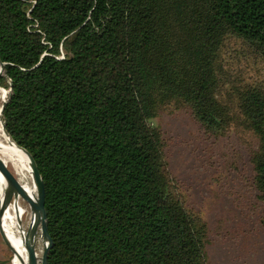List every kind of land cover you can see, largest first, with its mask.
<instances>
[{
	"label": "trees",
	"instance_id": "16d2710c",
	"mask_svg": "<svg viewBox=\"0 0 264 264\" xmlns=\"http://www.w3.org/2000/svg\"><path fill=\"white\" fill-rule=\"evenodd\" d=\"M0 59L6 130L45 184L49 264H209L162 112L247 135L264 210V0H0Z\"/></svg>",
	"mask_w": 264,
	"mask_h": 264
},
{
	"label": "rangeland",
	"instance_id": "374dc122",
	"mask_svg": "<svg viewBox=\"0 0 264 264\" xmlns=\"http://www.w3.org/2000/svg\"><path fill=\"white\" fill-rule=\"evenodd\" d=\"M235 69L243 71V63ZM2 80L5 73L0 78V110L10 93L9 82L3 87ZM154 125L167 142L169 168L186 206L208 225V263L264 264V210L252 190L248 152L242 145L248 136L240 138L232 131L218 140L208 138L187 111L162 112ZM3 159L17 177L15 163ZM12 258L0 234V264H12Z\"/></svg>",
	"mask_w": 264,
	"mask_h": 264
},
{
	"label": "bare ground",
	"instance_id": "6f19581e",
	"mask_svg": "<svg viewBox=\"0 0 264 264\" xmlns=\"http://www.w3.org/2000/svg\"><path fill=\"white\" fill-rule=\"evenodd\" d=\"M3 74L4 72L0 66L1 77ZM3 156L9 161L15 163L18 170L17 178L27 189L31 198L35 202H38L39 191L37 199L33 184L31 188V184L27 176L28 165L33 182L38 190L33 177L30 160L23 151L19 150L16 145L11 143V140H9V138L4 134L2 125H0V159L8 168V164L4 161ZM6 212L7 217H5ZM27 216L29 217L28 220ZM3 226L6 228L5 230H7L8 233L5 232ZM0 231H2L6 241L13 250L12 264H31L30 256L34 257L33 264L41 263L43 255L37 252L38 223L36 218L33 216L31 207L29 211V204L25 201L21 190L2 175H0Z\"/></svg>",
	"mask_w": 264,
	"mask_h": 264
},
{
	"label": "water",
	"instance_id": "95a60500",
	"mask_svg": "<svg viewBox=\"0 0 264 264\" xmlns=\"http://www.w3.org/2000/svg\"><path fill=\"white\" fill-rule=\"evenodd\" d=\"M0 66L3 70V72L5 73V64L1 61V59H0ZM0 78H1V75H0ZM5 80L8 81L6 74H5ZM9 85H10V82H9ZM11 92H12V87L10 88V93L7 96V98L4 100L2 108L0 110V117H2V119H0V124L2 125L4 134L9 138V140H11V143L16 145L19 150L23 151L24 154L30 160V165H31V168L33 171V177H34L35 183H36V185L38 187V191H39L38 202H35L31 198L27 189L21 184L19 179L6 167V165L3 163V161L1 159H0V175L4 176L7 180H9L13 184H15L21 190L25 201L30 205L32 212L36 218V221H37L40 229L42 230L44 237L47 241V245H48L47 251H46L44 257L42 258L40 264H49V257H50V253L54 247V241H53V238H52L50 231H49V220H48V214H47L46 207H45V184H44V180L41 176L40 170L37 166V163H36L34 157L26 149L20 147L12 139V137L9 135V133L6 130V124L3 120L4 111L8 105ZM0 234H1V237L4 241V243L7 245V247L11 251H13L11 246L6 241V238H5L4 234L2 233V231H0ZM30 261H31V264H33L34 257L30 256Z\"/></svg>",
	"mask_w": 264,
	"mask_h": 264
}]
</instances>
